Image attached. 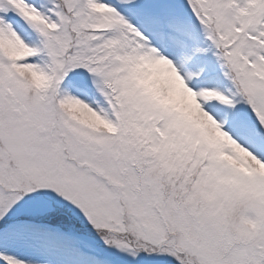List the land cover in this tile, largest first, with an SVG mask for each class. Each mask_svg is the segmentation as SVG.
<instances>
[{
  "label": "snow or ice",
  "instance_id": "6c2138e0",
  "mask_svg": "<svg viewBox=\"0 0 264 264\" xmlns=\"http://www.w3.org/2000/svg\"><path fill=\"white\" fill-rule=\"evenodd\" d=\"M53 254L264 264V0H0V264Z\"/></svg>",
  "mask_w": 264,
  "mask_h": 264
},
{
  "label": "rangeland",
  "instance_id": "374dc122",
  "mask_svg": "<svg viewBox=\"0 0 264 264\" xmlns=\"http://www.w3.org/2000/svg\"><path fill=\"white\" fill-rule=\"evenodd\" d=\"M12 250L15 251L22 258H25V259H40V258H42L41 253L38 252L37 250L31 248V247L22 246V247L14 248ZM48 258L53 261V264H59V260H58L56 255H54V254L50 255Z\"/></svg>",
  "mask_w": 264,
  "mask_h": 264
}]
</instances>
